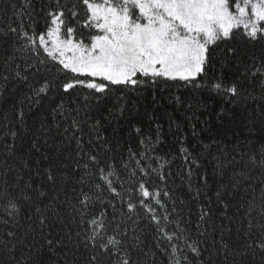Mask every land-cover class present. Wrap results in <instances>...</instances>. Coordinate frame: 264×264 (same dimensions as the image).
Instances as JSON below:
<instances>
[{
	"label": "trees",
	"instance_id": "1",
	"mask_svg": "<svg viewBox=\"0 0 264 264\" xmlns=\"http://www.w3.org/2000/svg\"><path fill=\"white\" fill-rule=\"evenodd\" d=\"M50 3L0 0V72L5 71V61L14 48L20 46L9 27L19 29L23 24L29 32L33 27L37 32L44 30ZM72 23L78 33L87 34L86 29ZM227 48L237 49L238 56H226ZM262 60L264 40L249 42L242 30H236L231 41L210 48L208 73L192 84L159 80L136 89L111 85L106 93L78 87L69 95L59 86L56 74L49 73L55 86L47 95L35 97L32 87L38 86V77L28 74L25 82L9 72L6 83L0 80V183L30 184L47 193L49 199L43 204L37 200L36 205L48 221L41 225L36 205L30 204L31 210H22L16 221L0 222V242L8 239V231L15 233L9 243L11 252L0 247V264H33L38 256L44 264H82L84 249L75 246V233H82V228L72 208L76 203L73 189L78 192L80 183L79 175L73 173L81 148L70 128L77 109L81 130L75 136L83 137L84 150H89V140L96 147L98 132L103 138L101 152L107 150L108 157L115 158L121 178L127 176L125 163L135 168L140 161L149 169L145 179L150 186L172 193L181 227L201 247L203 264H261L259 254L254 261L242 259V254L249 223L245 208L254 199L253 222L260 221L264 190V76L253 77L247 72ZM16 63L22 75L26 74L19 53ZM10 66L15 68V64ZM218 79L236 82L240 96L231 99L213 90L210 85ZM21 110L23 121L18 118ZM49 174L54 181L48 179ZM160 175L166 177L165 183ZM105 201L109 202V219L113 212L117 220L124 213L129 242L140 237L137 247L130 249L136 264H174L177 257L166 241L161 240L157 247L155 226L147 218L127 213L119 197L105 193ZM202 211L208 213L203 221ZM138 214L144 216L142 210ZM168 227L169 231L174 228ZM69 232L72 242L67 239ZM50 239L60 243L49 248ZM223 245L228 248L227 260ZM177 255L185 264L183 256ZM183 255L188 256L187 264H200L189 251Z\"/></svg>",
	"mask_w": 264,
	"mask_h": 264
},
{
	"label": "snow or ice",
	"instance_id": "2",
	"mask_svg": "<svg viewBox=\"0 0 264 264\" xmlns=\"http://www.w3.org/2000/svg\"><path fill=\"white\" fill-rule=\"evenodd\" d=\"M46 17L45 29L39 32L34 27L31 32L26 31L23 24L19 29L9 27L20 46L14 48L5 61V71L0 72V80L5 83L9 80V72L15 79L25 82L28 74L38 77V86L32 87L35 97L47 95L55 86L56 81L49 78V73L56 74L59 86L69 95L78 87L106 93L111 85L136 89L159 80L192 84L207 75L210 48L231 41L236 30H242L243 37L249 42L264 40V0H71L70 3L51 0ZM72 22L86 29L87 34L78 33ZM16 53L24 63V75L16 63ZM225 54L235 57L238 51L227 48ZM12 64H15L14 69ZM247 72L253 77L264 76V60ZM196 86L201 85L197 83ZM210 86L231 99L240 96L236 82L225 83L218 79ZM58 108L63 111L62 105ZM79 111L76 110L75 116L68 115L72 116L73 138L81 148L73 173L79 175V191L73 189L76 203L72 208L79 216L82 228V233H75V246L82 247L85 253L82 264H136L130 249L137 247L140 237L134 236L129 242L123 212L120 220L116 219L115 212L111 219L108 218L109 202L105 201V193L119 197L127 213L137 214L138 219L147 218L149 224L155 226L157 247L161 240L166 241L172 255L177 257L174 264H181L177 254L183 256L187 264L188 256L183 255L185 250L203 264L201 247L191 240L187 229L181 227L172 193L166 188L150 186L145 179L149 176L147 167L140 161L136 162L135 168L125 163L123 168L127 176L121 178L115 158L110 159L107 150L101 152L103 138L98 132L96 147L93 148V141L89 140V150H84L83 137L75 136L81 130L77 119ZM18 118L23 121L22 110L18 111ZM64 131L67 133L69 129ZM48 179L54 181L55 177L49 174ZM159 179L166 182L164 175ZM47 199V193L30 184L21 187L19 182L4 181L0 183V222L16 221L22 210H31L30 204L36 205L37 200L43 204ZM97 205L101 207L93 211ZM112 207L115 209V205ZM138 210L143 211V217L139 216ZM35 211L40 213V224L47 223L44 210L36 205ZM255 211L253 199L245 208L249 223L242 259L254 261L259 254L261 264H264V222H260L264 221V190L259 207L260 221L254 223ZM207 214L202 211L201 221ZM169 225L174 226L173 230L169 231ZM6 237L8 239L0 242V247L11 252L9 243L15 239V233L8 231ZM67 239L72 242L71 232ZM57 243L60 241L48 240L49 248ZM222 247L227 260V245ZM33 264L44 262L38 256Z\"/></svg>",
	"mask_w": 264,
	"mask_h": 264
}]
</instances>
